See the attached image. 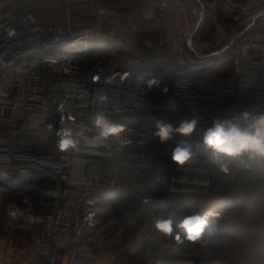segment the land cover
<instances>
[{"label":"built area","instance_id":"1","mask_svg":"<svg viewBox=\"0 0 264 264\" xmlns=\"http://www.w3.org/2000/svg\"><path fill=\"white\" fill-rule=\"evenodd\" d=\"M217 1L235 16L200 38L184 0H141L149 36L132 12L97 0H64L62 19L43 15L40 0H0V180H49L39 199L3 207L9 220L38 228L30 243L37 264L97 262L101 199L119 201L127 225L139 230L143 264H194L215 250L177 246L152 230L154 215H187L218 201L240 207L252 193L264 195V183L177 167L170 157L179 137L160 143L152 135L160 120L197 117L204 126L264 110V25L256 26L264 0ZM76 3L89 11L74 17ZM101 93L105 104L96 100ZM100 110L130 124L129 145L57 149L61 128L88 124ZM0 264H17L10 244L0 247Z\"/></svg>","mask_w":264,"mask_h":264},{"label":"clouds","instance_id":"2","mask_svg":"<svg viewBox=\"0 0 264 264\" xmlns=\"http://www.w3.org/2000/svg\"><path fill=\"white\" fill-rule=\"evenodd\" d=\"M96 100L105 104L108 98L101 93ZM131 131L128 122L117 123L100 110L89 117L88 124L61 128L56 147L61 152L75 153L84 145L108 148L109 141H114L123 148L131 142L127 135ZM152 135L160 143L179 137L170 157L177 167L203 165L225 178L241 176L249 184L264 183V110H240L214 118L204 126L197 117L175 125L160 120L155 123ZM151 227L177 246L211 248L234 256L236 264H260L264 260V195L261 194L252 193L240 207L218 201L187 215L176 210L154 215Z\"/></svg>","mask_w":264,"mask_h":264},{"label":"rangeland","instance_id":"3","mask_svg":"<svg viewBox=\"0 0 264 264\" xmlns=\"http://www.w3.org/2000/svg\"><path fill=\"white\" fill-rule=\"evenodd\" d=\"M97 1L116 9L132 12L137 18L144 34L146 36L151 34L148 33L151 26L144 23L140 18L141 0ZM184 2L187 7L186 11L189 15H192L193 20H196L198 16L203 17L199 31L203 35H208L214 28L212 27L210 17L215 12L220 11L221 8L218 1L214 0L213 5L210 8L203 6L204 8L202 9H200L201 6L198 9L193 6L192 2H196L194 0H184ZM201 2H203V0ZM40 5L43 15L50 16L51 18L61 17L62 19L65 14L64 0H40ZM70 7L71 14L74 17L78 14H86L89 11L87 3H76ZM234 16L235 13H233L232 18H234ZM229 23L226 22V25ZM262 25H264V15L258 16V20L256 22V26ZM86 48L87 46H85V49ZM36 179H38L37 176L32 177L31 180L35 182L30 183V185L22 188L21 190H15L8 194H4L5 196L2 200L20 199L28 196L36 197L37 193H41V191L48 185V183L37 181ZM28 192H31L30 195ZM99 206H101V212L98 216L99 225L97 231L103 229L105 233L104 235L98 236L93 245L92 255L95 256L97 264H143L140 232L136 227H129L127 225V220L122 214L123 207L121 206L119 209V201L101 199ZM108 224H110V227ZM97 231L95 234H97ZM36 233L37 231L35 228L26 227L21 225V223L14 224L11 220H9L4 213V207L3 210H0V247L10 244L15 250V258L18 262L22 263L24 258L29 257L31 239L34 235H36ZM99 254L100 256L98 257ZM213 256L217 259V261H222L220 262L221 264H236L235 257L224 252L215 250ZM260 264H264V260H261Z\"/></svg>","mask_w":264,"mask_h":264},{"label":"crops","instance_id":"4","mask_svg":"<svg viewBox=\"0 0 264 264\" xmlns=\"http://www.w3.org/2000/svg\"><path fill=\"white\" fill-rule=\"evenodd\" d=\"M194 1H196V2H192V4H193V6H195L197 9L198 8H200V6H201V8L200 9H202V8H204L203 6H206V7H208V8H210L212 5H213V2H214V0H203V2H201L202 0H194ZM217 1V0H216ZM236 1H238V0H236ZM239 1H242V0H239ZM218 3H219V1H218ZM219 6H221V8H220V11H218V12H215L214 14H212L211 15V22H212V27H215V26H219V25H226V22L227 23H229L233 18H232V16H233V13H232V11H230V10H228V9H225L220 3H219ZM189 8V7H188ZM141 12V11H140ZM141 18V17H140ZM202 19H203V17H200V16H198V20L196 21L195 20V22H196V24H197V22H198V26H200L201 27V22H202ZM141 20L144 22V23H146V24H148V22H146V21H144L142 18H141ZM148 25H150V24H148ZM212 31V30H211ZM149 33V32H148ZM210 34V33H209ZM208 34V35H209ZM197 36H199L200 38L201 37H206V36H208L207 34L206 35H203L201 32L200 33H197L196 34ZM22 225V224H21ZM25 226V225H24ZM26 227H29V226H26ZM29 228H34V227H29ZM36 229V231H37V233H38V228H35ZM36 233V234H37ZM35 236V235H34ZM33 236V237H34ZM32 237V238H33ZM32 240V239H31ZM15 260H16V258H15ZM17 264H37V263H39L40 262V259H39V257H37L36 255H34V254H32L31 252H30V250H29V257H26V258H24L23 259V261H22V263H20V262H18L17 260L15 261ZM82 264H97V262H92V261H90V260H82Z\"/></svg>","mask_w":264,"mask_h":264},{"label":"trees","instance_id":"5","mask_svg":"<svg viewBox=\"0 0 264 264\" xmlns=\"http://www.w3.org/2000/svg\"><path fill=\"white\" fill-rule=\"evenodd\" d=\"M197 20H198V17H197L196 21ZM200 28L201 27L199 26V28L197 29V33L200 32L199 31ZM201 31H202V29H201ZM37 177H38V179H36L37 181H42V182H47V183L49 182V180L45 179L41 175H39ZM31 179L32 178L30 176L29 177L22 178V179H19L15 175H10L8 177V179H6V180H0V191H1V193H0V210L1 209L3 210V205H4V202L5 201H3L2 198L5 196L4 194H8V193H10L12 191H15V190H21L22 188L30 185V183H34L35 181H33ZM30 193L31 192H28L29 195H30ZM39 194L40 193H37V196L36 197H33V196H30V197L33 198V199H39ZM13 223L14 224H19L18 222H13ZM22 225H24V224H22Z\"/></svg>","mask_w":264,"mask_h":264},{"label":"bare ground","instance_id":"6","mask_svg":"<svg viewBox=\"0 0 264 264\" xmlns=\"http://www.w3.org/2000/svg\"><path fill=\"white\" fill-rule=\"evenodd\" d=\"M185 261V260H184ZM171 264H188V263H176V260L174 262H172ZM194 264H220L219 262H217V259L213 256H209L206 258H199L194 260Z\"/></svg>","mask_w":264,"mask_h":264}]
</instances>
